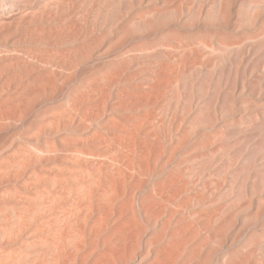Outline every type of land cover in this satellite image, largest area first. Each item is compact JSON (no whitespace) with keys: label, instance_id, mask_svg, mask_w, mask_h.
Returning <instances> with one entry per match:
<instances>
[{"label":"rangeland","instance_id":"rangeland-1","mask_svg":"<svg viewBox=\"0 0 264 264\" xmlns=\"http://www.w3.org/2000/svg\"><path fill=\"white\" fill-rule=\"evenodd\" d=\"M87 89L95 118L71 104ZM0 99V253L264 264V0H0Z\"/></svg>","mask_w":264,"mask_h":264},{"label":"bare ground","instance_id":"bare-ground-1","mask_svg":"<svg viewBox=\"0 0 264 264\" xmlns=\"http://www.w3.org/2000/svg\"><path fill=\"white\" fill-rule=\"evenodd\" d=\"M191 49V48H190ZM189 49V50H190ZM145 50V49H144ZM68 53V52H67ZM66 53V54H67ZM68 55V54H67ZM69 65V64H68ZM69 67V66H68ZM71 68H74V67H71ZM161 79V78H160ZM96 83V82H95ZM103 85V84H102ZM90 87V86H89ZM102 89V88H101ZM101 89H98V90H101ZM98 90H95V89H87V90H85V92H82L81 91V93L80 92H77V94H78V96H76V94H75V96L73 97L74 98V100H73V98H72V100H71V104H72V102L75 104H73L74 106H76V107H79V108H81L82 106H84V107H86V106H89L90 104H92L93 103V105L92 106H90V108L89 107H87V110H86V112L88 111V113H90L91 114V117H94V116H96V115H98L99 114V110H100V108L98 109V106H100L99 104H100V102L102 101V99L104 98V96H100L99 95V93L101 94V91H98ZM103 90V89H102ZM84 91V90H83ZM104 91V90H103ZM96 92V93H95ZM105 92V91H104ZM80 93V94H79ZM104 94V93H103ZM121 94V93H120ZM143 96V95H142ZM3 98H5V97H3ZM119 98V97H118ZM148 100V99H147ZM1 101H3L2 99H0V102ZM141 101V100H140ZM9 102V101H8ZM130 102V101H129ZM149 102V101H148ZM9 103H11V102H9ZM9 103H7V101H6V103L5 104H1V108H2V106H4V105H6V104H8L9 106H11V104H9ZM102 103V102H101ZM137 103V102H136ZM7 105V107H5L6 108V110L8 109V106ZM125 105V104H124ZM96 106V108H94ZM101 107V106H100ZM124 107V106H123ZM4 108V107H3ZM3 108H2V110H3ZM10 108V107H9ZM10 109H13V111H14V106H13V108H10ZM86 109V108H85ZM5 110V111H6ZM77 110V109H76ZM1 111V110H0ZM5 111L3 112V116L6 114V113H9L8 111H9V109H8V111L5 113ZM101 111V110H100ZM1 112V113H2ZM0 113V114H1ZM14 113V112H13ZM12 113V111H11V113H10V117H11V114H13ZM2 115V114H1ZM14 115H16V114H14ZM14 115H13V117H14ZM87 115V114H86ZM146 115H147V113H146ZM9 116H8V114H7V117H5L4 116V118H9ZM13 117H11V118H13ZM1 119H2V116L0 117ZM95 118V117H94ZM82 119V118H81ZM83 119H85V118H83ZM93 119V118H92ZM2 120H4V119H2ZM91 119H89V121H90ZM141 123V122H140ZM138 124V123H137ZM124 130V129H123ZM127 133H128V131H127ZM130 136H132V135H130ZM95 137H97V136H95ZM99 137V136H98ZM97 137V138H98ZM127 137H129V135L127 136ZM87 140H89V139H87ZM105 140V139H104ZM119 140V139H118ZM131 140V139H130ZM95 142V141H94ZM83 143V142H82ZM120 142H118V144H119ZM66 145V144H65ZM119 149V148H118ZM127 149V148H126ZM78 150V149H77ZM74 151H76V150H74ZM36 152V151H35ZM30 153V152H29ZM36 153H38V152H36ZM35 153V154H36ZM76 153V152H75ZM85 153V152H84ZM87 156H88V154H87ZM90 156H91V154H90ZM95 156V155H94ZM26 157V156H25ZM31 157V156H30ZM39 157V156H38ZM72 157V156H71ZM80 157V156H79ZM33 158V157H32ZM94 158V157H93ZM21 159V158H20ZM19 159V160H20ZM31 159V158H30ZM69 159V158H68ZM74 159H75V157H74ZM90 159H91V157H90ZM26 160V159H25ZM24 160V161H25ZM28 160V159H27ZM35 160H36V157H35ZM63 160V159H62ZM93 160H96V159H93ZM22 161V160H21ZM37 161V160H36ZM67 161V160H66ZM73 161H75V160H73ZM85 161V160H84ZM86 161H87V159H86ZM7 162V161H6ZM29 162V161H28ZM87 162H89V161H87ZM103 162V161H102ZM107 162V161H106ZM10 163V162H9ZM18 163V162H17ZM16 163V164H17ZM30 163V162H29ZM75 163H76V161H75ZM92 163H94V162H92ZM12 164V163H11ZM26 164V163H25ZM79 164V163H78ZM85 164V163H84ZM88 164V163H87ZM95 164V163H94ZM9 166H10V164H8ZM21 165L23 166V164L21 163ZM21 165L20 164H18V165H15V166H18L21 170H22V168H21ZM97 165V164H96ZM98 165H100V164H98ZM97 165V166H98ZM72 166V165H71ZM86 166V165H85ZM13 167V166H12ZM11 167V168H12ZM17 167V169H15V170H18L19 168ZM23 167H25V166H23ZM8 168H10V167H8ZM10 168V169H11ZM5 169V168H4ZM23 169H25V168H23ZM43 169V168H42ZM57 169V168H56ZM59 169V168H58ZM57 169V170H58ZM65 169V168H64ZM83 169V168H82ZM85 169V168H84ZM83 169V170H84ZM91 169V168H90ZM109 169H111V168H109ZM69 170V169H68ZM67 170V171H68ZM73 170H74V168H73ZM83 170H81V173H82V171ZM98 170H99V166H98ZM97 169H96V171L95 172H97L98 171ZM101 170V169H100ZM99 170V171H100ZM19 171V170H18ZM67 171H65V172H67ZM119 171H121V170H119ZM119 171H117L118 173H119ZM1 172V171H0ZM2 172H3V169H2ZM1 172V173H2ZM11 172V171H10ZM23 172V171H22ZM58 172V171H57ZM80 172V171H79ZM85 172V171H84ZM117 172H116V174H117ZM6 173V172H5ZM5 173H3V174H5ZM14 173V172H13ZM68 173V172H67ZM71 173V172H70ZM87 173V172H86ZM92 173V172H91ZM98 173V172H97ZM101 173V172H100ZM32 174V173H31ZM65 174V173H64ZM63 174V175H64ZM75 174V173H74ZM87 174H89V173H87ZM115 174V175H116ZM123 174V173H122ZM8 175V174H7ZM12 175V174H11ZM22 174H21V172H15V174L13 175V177L14 178H16V179H18V178H20V176H21ZM35 175V174H34ZM73 175V174H72ZM80 175V174H79ZM113 175V174H112ZM118 175H120V174H118ZM30 176H32V175H30ZM29 176V177H30ZM83 176V175H82ZM108 176V175H107ZM2 177V176H1ZM100 177V176H99ZM116 177V176H115ZM122 177V176H121ZM8 178V177H7ZM57 178V177H56ZM56 178H54V180L56 179ZM75 178V177H74ZM89 178V177H88ZM3 179V178H2ZM59 179V178H58ZM72 179V178H71ZM79 179V178H78ZM90 179V178H89ZM109 179V178H108ZM108 179H104L105 180V182H106V184L108 183H112L111 181L113 180L112 178H110L109 180ZM112 179V180H111ZM115 179V178H114ZM118 179V178H117ZM53 180V179H52ZM61 180V179H60ZM68 180V179H67ZM66 179H65V182L64 183H66V185L68 184V182L70 181V180H68L67 181ZM74 180V179H73ZM104 180H102L103 182H104ZM6 181V180H5ZM77 181V180H76ZM84 181V180H83ZM118 181V180H117ZM23 182H24V180H23ZM53 183H54V181H52ZM59 182V181H58ZM81 182V181H80ZM92 182V181H91ZM95 182H97V181H95ZM25 183V182H24ZM52 183V184H53ZM56 183H57V181H56ZM76 183V182H75ZM37 184V183H36ZM48 184V183H47ZM59 184V183H58ZM92 184V183H91ZM98 184V183H97ZM20 185V184H19ZM22 185V184H21ZM25 185H26V183H25ZM24 185V186H25ZM49 185H50V183H49ZM65 185V184H64ZM85 185H87V184H85ZM102 185V184H101ZM95 186V185H94ZM98 186V185H97ZM8 187V186H7ZM71 187V186H70ZM91 187V186H90ZM104 187H107L106 185L104 186ZM50 188H51V186H50ZM60 188V187H59ZM82 188H84L83 186L81 187V189ZM5 189V188H4ZM62 189V188H61ZM64 189V188H63ZM66 189H69V188H66ZM75 189V188H74ZM77 189V188H76ZM78 189H80V188H78ZM80 189V191H82ZM107 189V188H106ZM109 189H112L111 188V185H110V187H109ZM42 190H43V188H42ZM56 190V189H55ZM57 190H60V189H57ZM85 190V189H84ZM8 191V190H7ZM9 191H11V190H9ZM9 191H8V193H9ZM12 191H13V189H12ZM37 191V190H36ZM47 191V190H46ZM64 191H67V190H64ZM72 191V190H71ZM70 191V192H71ZM112 191H113V189H112ZM5 192V191H4ZM15 192V191H14ZM45 192V191H44ZM54 192V191H53ZM110 192V191H109ZM114 193H115V191H113ZM68 193V192H67ZM2 194V193H1ZM4 194H6V193H4ZM13 193L11 192V194L10 195H12ZM47 194V193H46ZM77 194V193H76ZM108 194V193H107ZM20 195V194H19ZM18 195V196H19ZM50 195V194H49ZM67 195V194H66ZM82 195H84V194H82ZM110 195V194H109ZM17 196V197H18ZM42 197H43V195H41ZM57 195L55 194V197H56ZM81 196V195H80ZM86 196V198H87V196L88 195H85ZM85 196L83 197V198H85ZM3 197H4V195H3ZM7 197V196H6ZM9 197V196H8ZM20 197H24L23 195L22 196H20ZM19 197V198H20ZM28 197V196H27ZM33 197V196H32ZM36 198H37V196H35ZM34 197V198H35ZM39 198V197H38ZM37 198V199H38ZM46 198H49V196L48 197H46ZM51 198H52V196H51ZM61 198V197H60ZM72 198H74V197H72ZM4 199V198H3ZM30 199V198H29ZM32 199V198H31ZM40 199H42V198H40ZM66 199V198H65ZM75 199H77V198H75ZM10 200V199H9ZM13 200V199H12ZM36 199H34V201L32 200V205H33V202H36L35 201ZM43 200V199H42ZM53 200V199H52ZM58 200V199H57ZM68 200V199H67ZM26 201V200H25ZM39 201V200H38ZM41 201V200H40ZM39 201V202H40ZM50 201H51V199H50ZM30 202V201H29ZM39 202H37V203H39ZM78 202V201H77ZM84 202V201H83ZM27 203V202H26ZM42 203V202H41ZM46 203V202H45ZM47 203H49V202H47ZM52 203H54L53 201H52ZM5 204V203H4ZM21 204V203H20ZM27 204H29V203H27ZM35 204V203H34ZM42 204H44V203H42ZM49 204H51V203H49ZM74 204V203H73ZM3 205V204H2ZM1 205V206H2ZM9 205V204H8ZM8 205H6V206H8ZM11 205H13V204H11ZM11 205H10V207H11ZM16 205V204H15ZM37 205V204H36ZM62 205V204H61ZM72 205V204H71ZM18 206H19V204H18ZM20 206H22V205H20ZM19 206V207H20ZM38 206V205H37ZM40 206V205H39ZM44 206V205H43ZM47 206V205H46ZM46 206H44L45 208L44 209H42L43 207L42 206H40L41 208V210H42V212H41V210L37 207L36 208V206H34L37 210L39 209L40 211H37V210H35V211H32L31 209H34V208H29V210L31 211V214L33 215L34 213H35V216L34 217H36V219L39 217V216H41L42 214L41 213H43V212H45L44 210L45 209H47L46 208ZM74 206V205H73ZM3 207H4V205H3ZM13 207V206H12ZM11 207V208H12ZM18 207V208H19ZM30 207V206H29ZM33 207V206H32ZM52 207V206H51ZM65 207H67V206H65ZM5 208V207H4ZM7 208V207H6ZM6 208H5V210H6ZM16 208H17V206H16ZM59 207H57V210H59L58 209ZM69 208V207H68ZM68 208H66L67 210H68ZM26 209H28V207L26 208ZM64 209V208H63ZM63 209H62V212L65 214V216H67L66 215V211H65V209H64V211H63ZM74 209H75V207H74ZM78 209V208H77ZM76 209V210H77ZM8 210V209H7ZM13 210V211H12ZM11 211L14 213L13 215H16V216H12V212L11 211H9V212H11V215H10V213H9V216H11L12 217V219H10V223L11 222H13V220H14V222H15V220L17 221L19 218H21V215H18V213H16L15 214V212H17V210H19V209H16V211L14 210V209H12ZM20 210L21 211H19V213L20 212H22V209L20 208ZM25 210V209H24ZM29 210H26V212L27 211H29ZM48 210V209H47ZM51 210V209H50ZM53 210V209H52ZM51 210V211H52ZM79 210V209H78ZM2 211L4 212V210L2 209ZM15 211V212H14ZM49 211V210H48ZM47 211V212H48ZM50 211V212H51ZM1 212V211H0ZM24 212V211H23ZM32 212H34V213H32ZM37 212H40V215L38 216H36V213ZM59 213H61L60 211H58ZM73 213H74V211H72ZM63 213H61L62 215H64ZM69 213H70V211H69ZM80 213V212H79ZM3 213H1L0 214V216L2 215ZM21 214V213H20ZM23 214V213H22ZM52 214V213H51ZM56 214V213H55ZM60 214V215H61ZM78 213L76 212V215H77ZM81 214V213H80ZM4 216H5V214H3ZM6 215H8L7 213H6ZM24 215H26V216H28L29 215V213L27 212L26 214H24ZM44 215V214H43ZM42 215V216H43ZM58 215V214H57ZM56 215V216H57ZM75 215V216H76ZM79 215V214H78ZM4 216H2V217H4ZM17 216H18V218H17ZM53 216H55V215H53ZM69 216H70V214H69ZM71 216H73L72 214H71ZM0 218V219H3V218ZM29 217H30V224H29V222H28V217L26 218V220H27V222H26V220H25V222L26 223H28L27 224V227H28V225H31V223H33V218L34 217H32V216H30L29 215ZM32 217V218H31ZM58 217H59V215L57 216V218L56 219H58ZM64 217V216H63ZM77 217V216H76ZM6 219H5V221H9V217L7 218V217H5ZM14 218V219H13ZM15 218H17V219H15ZM23 218V217H22ZM25 218V217H24ZM55 218V217H54ZM53 218V219H54ZM66 218V217H65ZM71 218V217H70ZM69 218V219H70ZM35 219V218H34ZM39 219H41V218H39ZM55 219V220H56ZM68 219V218H67ZM66 219V220H67ZM76 219V218H75ZM80 219V218H79ZM79 219H77V222H78V220ZM83 219V218H82ZM12 220V221H11ZM23 219H21V221L20 220H18L17 221V223L19 222H22V221H24ZM33 220V221H32ZM60 220V219H59ZM65 220V219H64ZM1 221V220H0ZM5 221H1V222H4L3 223V225L4 226H1L2 225V223H0L1 225H0V229H1V227H6L5 225L7 224ZM58 221V220H57ZM62 221H63V218H62ZM38 222H39V220H38ZM59 222V221H58ZM64 222V221H63ZM73 222V221H72ZM75 222V221H74ZM79 222H80V220H79ZM77 223V225L78 224H80L81 222H82V220H81V222L80 223ZM6 223V224H5ZM16 223V222H15ZM15 223H13L14 225H15ZM17 223H16V225H17ZM19 223H18V225H19ZM41 223V222H40ZM46 223V222H45ZM54 223H56V222H54ZM12 224V225H13ZM21 224V223H20ZM24 224V222L22 223V225ZM38 224V223H37ZM36 224V225H37ZM44 224V223H43ZM42 224V225H43ZM47 224V223H46ZM66 224V223H65ZM9 225V224H8ZM7 225V226H8ZM9 225L8 226V228H13V230L15 229V226L13 225ZM22 225H19L18 226V230H19V227H20V229H24V226L25 225H23V227H22ZM52 225V224H51ZM70 225H71V227L73 226L72 224H70V223H68V225L66 224L64 227H63V223H62V229H60L61 231H60V233H61V238L64 240V242H67V243H69V233H71L72 231H71V227H70ZM11 226V227H10ZM48 226V225H47ZM46 225H45V227H47ZM50 226V225H49ZM57 226V225H56ZM22 227V228H21ZM41 227V226H40ZM44 227V226H43ZM58 227V226H57ZM75 227V226H74ZM3 228H2V231H0V232H5V233H8V232H6L5 230H7L6 228H5V230H3ZM73 228V227H72ZM25 229H26V227H25ZM36 229H37V227H36ZM36 229H33L32 228V230H35V232H32V231H30L31 232V234L33 233H36ZM46 229V228H45ZM52 229V228H51ZM38 230V229H37ZM55 230H57L56 228H55ZM59 230V229H58ZM9 231V230H8ZM17 231V230H16ZM21 231V230H20ZM27 231V230H26ZM18 232V231H17ZM22 232V231H21ZM25 232V231H24ZM39 232V231H38ZM5 233H3L4 235H6ZM10 233H12L11 231H10ZM40 233V232H39ZM43 233V232H42ZM58 233V232H57ZM56 233V234H57ZM21 234V233H20ZM27 234V233H26ZM25 234V235H26ZM31 234H28V237L31 235ZM50 234V233H49ZM3 235V236H4ZM13 235V234H12ZM36 235V234H35ZM0 236H1V238L3 237L1 234H0ZM8 236H9V233H8ZM8 236H6L7 238H9ZM10 236H11V234H10ZM16 236V235H15ZM15 236L13 237V239L15 238ZM34 236V235H33ZM33 236L31 237L30 236V238H28L27 236H26V238H28V240L26 241L25 240V242H22L20 245H21V248L20 247H18V251L19 252H13V251H11V250H8V251H11V252H13V253H8V251H7V253H5L6 251H3L4 249H2V252H4V253H0V264H51L52 263V260H54L56 257L57 258H61L62 257V252H63V250L67 247L66 245H63V246H61L62 247V251H61V249L59 250V251H61V253H59L58 254V251H56V249H57V246H55L56 247V249H55V251H54V249L53 248H55V247H53V245L51 246L50 245V243H49V241L48 240H45L44 238H42L41 237V239H35V241L36 240H38V244H36V242L32 239L33 238ZM43 236V235H42ZM5 237V236H4ZM5 237V238H6ZM20 237V236H19ZM45 237H47V236H45ZM49 237V236H48ZM1 238H0V240H1ZM6 238V239H7ZM36 238H39V237H36ZM55 238V237H54ZM12 239V238H11ZM12 239V240H13ZM17 239V238H16ZM52 240V239H51ZM10 241V240H9ZM15 241V240H14ZM48 241V242H47ZM53 241V240H52ZM7 242V241H6ZM12 242V241H11ZM54 242V241H53ZM55 242H58V241H55ZM59 243V242H58ZM58 243H57V245H58ZM60 243H62V242H60ZM3 244V241H2V243H1V245ZM19 245V246H20ZM10 248V247H9ZM14 248V247H13ZM0 251H1V249H0ZM57 252V253H56ZM55 254H58V255H55Z\"/></svg>","mask_w":264,"mask_h":264}]
</instances>
